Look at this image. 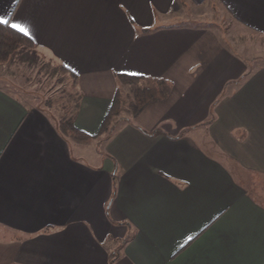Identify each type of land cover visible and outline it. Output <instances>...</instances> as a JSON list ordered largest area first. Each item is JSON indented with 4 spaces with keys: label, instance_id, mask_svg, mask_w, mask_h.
I'll return each mask as SVG.
<instances>
[{
    "label": "crops",
    "instance_id": "1",
    "mask_svg": "<svg viewBox=\"0 0 264 264\" xmlns=\"http://www.w3.org/2000/svg\"><path fill=\"white\" fill-rule=\"evenodd\" d=\"M213 4L257 36L186 22ZM0 19L68 70L93 138L0 66V264H264V0H0ZM119 75L169 95L101 143Z\"/></svg>",
    "mask_w": 264,
    "mask_h": 264
},
{
    "label": "rangeland",
    "instance_id": "2",
    "mask_svg": "<svg viewBox=\"0 0 264 264\" xmlns=\"http://www.w3.org/2000/svg\"><path fill=\"white\" fill-rule=\"evenodd\" d=\"M186 22H192L202 27H213L220 33L224 42L227 41L231 45L233 41L235 43L233 47L236 50H241L242 46L238 45V43H242L241 37H245V35L257 36L252 33L245 34L239 31L230 15L221 6L216 4H213L211 7L207 6L188 11ZM252 48L253 46H250L251 52H253ZM11 61L13 63L10 65V68L6 67L4 71L11 73L16 68H18L19 72L25 69L26 75L24 76V80L26 79L28 83L32 79L37 86V89L30 86L26 90L31 95L35 92L38 95L40 94L41 98L47 101L48 106L52 107L57 113L56 115L63 121L72 118L76 108V96L72 92L73 79L60 71V65L57 62L47 58H40L35 49L24 48L19 49L8 63L4 65L9 64ZM139 85H141L140 89H143L148 86V83L144 82ZM135 87L136 85H128L126 91L121 93L119 115L116 121L112 122L108 134L116 131L121 124L132 119L133 109L131 108V104L136 90ZM107 135L104 134L101 143L104 142Z\"/></svg>",
    "mask_w": 264,
    "mask_h": 264
},
{
    "label": "trees",
    "instance_id": "3",
    "mask_svg": "<svg viewBox=\"0 0 264 264\" xmlns=\"http://www.w3.org/2000/svg\"><path fill=\"white\" fill-rule=\"evenodd\" d=\"M21 48L35 49V44L33 40H31L26 35L18 32L9 24L0 23V65L8 63L11 57ZM60 71L65 74L69 73L67 69L62 67H60ZM118 80L120 84L124 85L138 86L140 83H148V86H146V88H137L135 90L133 102L131 104L133 114L140 112L150 103L162 102L166 100L169 95L170 87L168 86V84H163L153 79L138 76L119 75ZM120 102L121 92L119 91L114 100L111 112L103 125V134L107 135L112 122L116 121L120 111ZM210 123L211 121L203 124V126H207ZM63 126L65 128V131L71 134L77 143L89 144L93 141V138L91 136L83 134L76 128H74L72 118L63 121ZM114 132L115 131L110 132L107 135L105 141H107Z\"/></svg>",
    "mask_w": 264,
    "mask_h": 264
},
{
    "label": "snow or ice",
    "instance_id": "4",
    "mask_svg": "<svg viewBox=\"0 0 264 264\" xmlns=\"http://www.w3.org/2000/svg\"><path fill=\"white\" fill-rule=\"evenodd\" d=\"M0 23H3V24H8V23H9V21H8V20H6V19H0ZM12 27H14V28H18V29H19L21 32H25V33H27V29H25V28L21 27L20 25L13 24V25H12Z\"/></svg>",
    "mask_w": 264,
    "mask_h": 264
}]
</instances>
